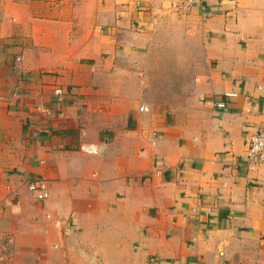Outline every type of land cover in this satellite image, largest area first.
<instances>
[{
  "label": "crops",
  "instance_id": "0c3cea01",
  "mask_svg": "<svg viewBox=\"0 0 264 264\" xmlns=\"http://www.w3.org/2000/svg\"><path fill=\"white\" fill-rule=\"evenodd\" d=\"M176 13L204 42L181 111L122 75ZM262 128L264 0H0V264H264Z\"/></svg>",
  "mask_w": 264,
  "mask_h": 264
},
{
  "label": "rangeland",
  "instance_id": "374dc122",
  "mask_svg": "<svg viewBox=\"0 0 264 264\" xmlns=\"http://www.w3.org/2000/svg\"><path fill=\"white\" fill-rule=\"evenodd\" d=\"M179 14H164L142 50L123 56V88L143 103L174 110L189 104L196 78L204 68V42ZM177 113V112H176Z\"/></svg>",
  "mask_w": 264,
  "mask_h": 264
},
{
  "label": "built area",
  "instance_id": "2783aa9c",
  "mask_svg": "<svg viewBox=\"0 0 264 264\" xmlns=\"http://www.w3.org/2000/svg\"><path fill=\"white\" fill-rule=\"evenodd\" d=\"M174 6L184 11H189L193 7L202 5L205 0H173ZM54 94L61 95L62 90L60 88L54 89ZM218 107L224 108L225 103L220 102ZM140 111H148L147 106H140ZM79 151L86 154H95L97 149L93 145H81ZM246 159L253 164H264V129H259L253 132L248 138V148L246 152ZM29 192L32 194L35 200H45L49 196V187L45 179L37 177L31 179L27 183Z\"/></svg>",
  "mask_w": 264,
  "mask_h": 264
}]
</instances>
